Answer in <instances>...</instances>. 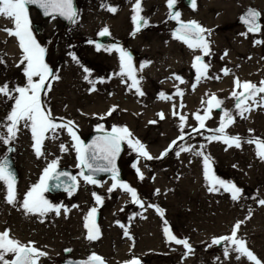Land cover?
Segmentation results:
<instances>
[{
    "label": "rangeland",
    "instance_id": "obj_1",
    "mask_svg": "<svg viewBox=\"0 0 264 264\" xmlns=\"http://www.w3.org/2000/svg\"><path fill=\"white\" fill-rule=\"evenodd\" d=\"M182 1L177 0L176 3L181 13L180 19L183 22L193 21L185 20L182 16L183 13L198 16L199 0H196L195 10L184 6ZM75 4L78 16L69 26H64L57 18L42 20L36 10L29 9L31 23H38L42 28L39 34L35 31L33 34L45 49L44 62L53 73L48 78L51 90L40 94L53 120L63 124L72 121L73 131L80 139L96 131L98 125H103L106 132H110L113 126H126L133 138L144 144L153 157H159L173 141H178V145L163 159L145 160L126 142L123 143L119 163L124 176L119 182L127 183L137 191L144 204L142 208L119 187L109 192L114 183L112 179H100L98 184L84 182L80 176L75 141L66 128L57 129L55 138L48 134L49 138L44 142V155L37 158L31 130L22 121L17 137L10 145L0 142V160L13 146V159L19 171L15 185L19 212L12 221L10 218L5 220V212L12 211L13 206L1 202L7 190L0 182V208L4 211L0 214V233L8 229L12 239L23 244L34 242L37 249L47 253L39 259V264H60L62 259L87 260L93 253L102 257L105 264H126L134 259L139 264H253L246 257L237 259L238 254L232 251L225 258L224 248H230L229 244L211 245L212 239L230 235L234 225L243 221L238 238L245 240L246 246L264 264V206L259 203L264 200V160L258 158L255 144L244 142L249 139L264 140V129L258 130L264 107L252 105V101L248 100L247 104L252 105L253 110L245 112L246 118H241L235 109V99H229L228 111L234 116L235 123L226 128V133L241 138L240 148H229L222 140L209 142L206 139L213 135L208 130L217 129L220 124L222 111L215 108L210 113L211 118L205 120V129L200 132L192 133V128H198V121L187 119L185 133L191 135L179 141V116L172 115L168 122L158 115L163 113L166 117L163 111L146 115L151 103L170 104L177 98V89L162 87V84H173L170 80L176 83L174 79L177 75H169L168 67L161 68L162 71L159 68L164 64L159 37L167 35L175 39L172 28L176 20L168 18L167 0H142L141 16L148 21V25L139 32H136L132 20L135 0H75ZM159 4L158 10L156 5ZM107 6L115 7L117 11L109 12ZM248 7L262 14L261 24L264 25V9L255 4H246L238 9L232 19L233 24L224 31L237 28L252 37L263 33L264 28L260 33H248L247 29L237 24L239 14ZM194 21L208 29L200 21ZM12 27L11 20L0 17V59L3 60L0 63V84L8 83L11 88L27 87L24 75L26 62L20 63L22 51L18 38L2 30ZM105 27L113 39L121 41L120 48L129 47L136 52L132 65L140 84L145 86V89H141L143 96L136 93L127 76L119 75L121 66L116 47L106 45L97 50L94 39ZM9 46L11 50H8ZM189 55L193 57L186 63L191 67L185 75L187 79H196L193 63L198 55L209 65L207 71L217 70L215 76L219 78V69L223 66L213 58L212 53L203 56L200 50H188ZM73 56L76 60H73ZM165 73L168 77L163 78ZM38 79L34 77V80ZM160 93L171 99H161ZM261 97H264V93H260L256 99L260 100ZM140 101L143 112L128 110V104H140ZM13 106L14 100L0 96V121L6 122V116ZM113 106H117V110L110 116L106 115ZM101 116L105 118L100 119ZM165 122H168V127L164 126ZM0 134L6 135V130L0 129ZM61 145L65 151H61ZM180 146H194V149L192 152H180L177 156ZM199 150L209 157L213 176L242 190L238 200H233L231 193L219 186L218 190L210 191V182L204 175V157L195 154ZM52 160L59 161L58 167L72 168L78 176V186L72 194L50 195L44 192L47 200L60 207V213L49 212L44 217L30 214L33 227L24 233L20 223L29 222V214H25L20 202L39 183L43 170ZM134 164L136 167H133ZM136 168L143 174V180L139 178ZM93 193L101 196L102 204L96 203ZM93 207L99 212L96 225L100 236L89 241L84 225ZM157 208L163 212V216ZM16 220L18 226L14 229L12 223L16 224ZM165 227L178 239L187 240L194 251L187 253L183 245L169 240ZM26 235H29L28 239ZM21 237L25 239L20 240ZM66 249L71 251L66 252ZM6 258L11 259V254Z\"/></svg>",
    "mask_w": 264,
    "mask_h": 264
},
{
    "label": "snow or ice",
    "instance_id": "obj_2",
    "mask_svg": "<svg viewBox=\"0 0 264 264\" xmlns=\"http://www.w3.org/2000/svg\"><path fill=\"white\" fill-rule=\"evenodd\" d=\"M177 0H167V7L170 9V18L175 19L180 27L173 33L175 39L185 43L190 49H199L203 56L211 55L210 43L207 36L211 35V30L204 28L197 21L183 22L180 19L181 13L179 11H173ZM36 6L43 11L45 16L52 17L53 19L57 17H63L69 21L75 22L78 13L73 5V0H0V17L4 19H9L13 22L12 28L2 29L9 35H14L18 38L19 47L22 51L21 64L26 62L24 68V75L27 78V87H14L11 88L8 83L0 84V96H4L8 99L14 100V106L11 109L9 115L6 116V122L0 121V129L6 130V135L0 134V142L5 145H10L17 137V133L20 131V124L23 121L25 126L29 127L32 134V139L34 141L33 148L37 158L44 155V142L49 138V133L52 134V138H55L57 129L66 128L69 135L75 141L74 147L77 153L78 166L81 168L80 176L87 184H98L99 182L94 179L97 173L101 172H111L114 183L109 192L113 191L117 187L122 189L124 192L130 194L132 202L144 207L142 200L139 198L137 191L129 186L127 183H122L118 181V173L116 168V160L121 151V144L127 143L130 148L136 151L140 157L145 160L152 159H163L172 151L177 145L178 141H173L169 148L166 149L159 157H153L146 150V146L142 144L139 140L133 138L131 131L125 127L113 126L110 132H106L103 125H98L96 128L97 132L104 133L98 136L91 144L85 145L79 136L73 131L74 124L72 121H68L67 124L56 123L52 116L50 110H47L41 100V92H47L51 90V84L48 82V78L53 76L52 70L44 62L45 49L37 42L31 25V20L29 16V7ZM192 8H196V0H192ZM107 11L115 13L117 9L115 7L107 6ZM142 12V0H135L133 7L132 20L136 25V32H139L142 27L148 25V21L141 16ZM261 13L255 9H248L244 15L241 16V21L247 27L248 33H260L264 25L261 24ZM109 29L105 27L100 31L99 35L101 37L109 35ZM256 43H261V41H256ZM100 46L97 45V50ZM111 50V49H108ZM115 51L119 53L121 71L120 76H127L128 79L132 81V87L138 95L143 96L144 93L141 91L139 84L140 81L136 77L135 70L132 65L131 55L125 51L123 48L116 47ZM227 55V52L224 53ZM73 60L76 57L73 56ZM0 63L3 60L0 59ZM209 65L204 62L202 56H196L194 58L193 68L196 70V81L199 82L202 79H206L207 70ZM87 72L88 70L85 69ZM224 74L227 75V69L224 70ZM34 77H38V80H34ZM55 78V77H54ZM180 83H184V80L179 76L175 77ZM218 79V77H217ZM91 83V81H90ZM47 84V88H46ZM261 86L245 81L241 82L239 79L234 81V89L231 92V97L235 99V109L237 114L241 118H246L244 116L245 112H250L253 110L252 105L257 107H264V97L257 100L256 97L260 93H264V81L260 82ZM195 87V86H194ZM243 89V91L238 92L236 89ZM93 91L95 88L92 89ZM18 94V95H16ZM177 95L183 96L182 91L177 89ZM161 99H171V97L166 96L164 93H160ZM251 100L252 105L247 104V101ZM207 107L204 110L205 115L195 114V120L198 121V128H192V133L200 132V130L205 129V120L211 118L210 113L213 108L220 109L222 115L220 117V124L217 129H209L213 135L208 136L206 139L211 142L214 140H222L229 148L236 147L240 148L242 141L239 136H231L226 133V128L235 123L234 116L228 110L222 108L223 100L217 98L214 94L211 95L210 99L206 102ZM183 104H181V108ZM117 110V106H113L106 115L110 116L112 112ZM160 119H164L163 113L158 114ZM175 105L173 107V116H177ZM101 116L100 119H104ZM180 120V136L179 141H183L186 135H191V133H185V127L187 123V117L185 115H179ZM150 123H156V121H150ZM251 132V130H250ZM249 144H255L257 147V156L261 160H264V140L261 139H249L244 141ZM202 149L203 146L201 145ZM194 146H180V151L176 152L179 156L180 152H192ZM65 147L61 145V151H65ZM227 150V149H226ZM196 155L204 157V175L205 179L210 182V191H216L217 186L222 188L224 191L231 193V198L233 200H238L242 195V190L238 188L235 184L225 182L211 174L209 157L204 156L202 150L195 151ZM59 161L52 160L48 163L47 167L43 170L38 184L34 185L24 196L23 200L20 202V206L24 210L25 214L39 215L44 217L49 212H55L57 215L60 213V207L53 205L49 200H47L43 193L49 190V187L60 188L61 183L60 178L66 177L64 184V191L72 194L77 186V177L71 175L69 172L59 170ZM136 167V164L133 165ZM87 170L88 174L85 175ZM139 178L144 179L143 174L140 173L139 168H136ZM0 182L6 186V197L5 200L10 205L17 204V193H16V177L12 171H10V166L7 157L0 161ZM50 182H56L51 183ZM159 190H157L158 193ZM94 199L97 204H102L101 196L93 193ZM259 203L264 206V200H260ZM152 205H149L151 207ZM157 211L163 216V212L157 208ZM97 214V208L93 207L87 214L84 227L87 230V239L93 241L99 238L100 231L95 223V217ZM243 221L237 222L230 235L222 236L219 238H214L211 241V245H221L229 244L231 247L224 248V256L228 258L229 252L237 253V259L240 257H246L248 261L253 262V264H261V261L257 256L246 246V241L238 238V231L241 227ZM167 225V221H165ZM165 235L169 240L175 242L178 245H183L187 253H192L194 250L189 245L187 240L178 239L171 234L168 227L164 229ZM127 234V233H126ZM209 245V246H211ZM71 251L70 249H66ZM11 254L12 258H6ZM47 253L37 249L34 242H29L28 244H23L18 240L12 239L10 235V230L5 229L0 233V264H39V259L46 256ZM75 264V262H73ZM81 264H105V261L99 255L93 253L86 260L81 262ZM131 264H139L138 260H132Z\"/></svg>",
    "mask_w": 264,
    "mask_h": 264
},
{
    "label": "bare ground",
    "instance_id": "obj_3",
    "mask_svg": "<svg viewBox=\"0 0 264 264\" xmlns=\"http://www.w3.org/2000/svg\"><path fill=\"white\" fill-rule=\"evenodd\" d=\"M246 4H255L264 9V0H199L198 16L194 17L190 14L183 13V19L198 20L211 30V35L206 38L210 43L213 58L219 61L223 66V68L220 67L219 69L220 76L218 79V76H215L217 73L215 69L207 71L208 78L202 79L199 82H197L195 78L187 79L185 75L189 72L191 67L186 63L193 57V55H189L190 57H188L187 52L188 50L192 51V49L185 43L175 40L170 36L165 35L159 37V47L164 51V60L162 61L164 64L159 66L160 70L163 67H168L169 75L172 77L177 75L184 80V83H180V81L175 78L174 80L176 83L170 80L173 84H162V87L166 89H179L182 91L183 96L177 95L174 102H171L172 104H164L161 102L151 103L149 105L150 108L147 109L148 113H146V115L163 111L166 115L165 121L169 122L170 117L173 115V107L175 105L178 113L177 117L179 115H185L187 119L195 120V114L199 113L200 115H205L204 110L207 105L202 102L208 101L213 94L217 98L223 100L224 109L229 110L228 102L229 99L232 98L231 92L235 87L234 81L236 79H239L241 82L250 81L257 86H261L260 82L264 81V32L259 36L252 37L243 34L241 30L237 28L231 29L230 32L224 31L228 26L233 24L232 19L238 9ZM151 6L153 7V5ZM159 7L160 4L156 5L157 9ZM156 8L155 10H157ZM256 41H261V43H256ZM11 49L12 47L9 46L8 50ZM198 50L199 49L193 51ZM225 52H227L226 56L224 55ZM238 65H240L239 68ZM225 69L228 71L227 75L224 74ZM163 75V78L168 77L166 73ZM139 87L140 89H145V86L141 84H139ZM241 90L243 91L242 88ZM142 101H140V104H128V110L138 113L143 112ZM181 104H183L182 108ZM147 117L145 119H147ZM168 122H165V127H168ZM179 125L180 120L178 119L177 126ZM177 129L180 128L177 127ZM262 129H264V116L261 118L258 125V130ZM18 201L19 199L17 202ZM1 202L10 207V204H8L3 197H1ZM12 206V211L5 212L6 221H8L9 218L12 221L15 216H18L19 204L17 203L16 205H11V207ZM1 213H4L2 208H0V214ZM12 224L15 229L18 226V221L16 220V224ZM20 224L23 225L21 230L24 231V233H28L29 229L31 231L33 220L30 214L29 222L26 224L22 222ZM26 237V239H28L29 235H26ZM24 239V237L20 238V240Z\"/></svg>",
    "mask_w": 264,
    "mask_h": 264
},
{
    "label": "water",
    "instance_id": "obj_4",
    "mask_svg": "<svg viewBox=\"0 0 264 264\" xmlns=\"http://www.w3.org/2000/svg\"><path fill=\"white\" fill-rule=\"evenodd\" d=\"M183 4H184L185 6H189V7H190L191 4H192V0H183ZM73 5H74V8L76 9L75 0H73ZM29 8H34V9L40 14V16L42 17V19L50 18L49 16H45V15L43 14V11H42L41 9H39L38 7L34 6V5H33V6H30ZM248 9H252V8H248ZM248 9H246V10H245V11L239 16L238 21H237L238 24L243 25L244 27H246V25H245L244 23H242V21H241V16L244 15ZM173 11H177L176 7L173 9ZM57 18H58L61 22H63L64 25H66V26H68V25H70V24L72 23V21H69V20H67V19H65V18H63V17H57ZM179 27H180V25L176 22V23H175V26H174V28H173V33H174ZM33 28H34L37 32L40 31V28H39L37 25H33ZM246 28H247V27H246ZM95 42H96V44L99 45V46L107 45V44H111V43H113L114 45H118V44H119L118 41H114L109 35H107V36H103V37L99 36V37H97V38L95 39ZM128 53L131 55V57L134 55V53H133L132 51H129ZM103 134H104V133H102V132H92V133H90L87 137L83 138L81 141H82L85 145H89V144H91V143H92V142H93L98 136H101V135H103ZM122 151H123V147H122V144H121V151H120V154L118 155L117 160H116V168H117V173H118V180H120V179L123 178V173H122V170H121V168H120V166H119V158H120V155H121ZM13 153H14V147H13V146H10V147L8 148V151H7L6 155L2 158L1 161H3V159H4L5 157H7L8 162H9V166H10V171H12V172L14 173V175H15V177H16V181H17L18 178H19V171H18V169H17L16 166H15V162H14V159H13ZM59 170L69 172L71 175L75 176V175H74V172H73L71 169H69V168H65V167H63V168H59ZM84 171H85V175H87V174H88L87 170H84ZM104 177H111V178H112V173H111V172H101V173H97V174L94 176V179L99 180V179L104 178ZM66 179H67L66 177H61V178H60V181H59V182L61 183V187H60V188H54V187H51V186H50L48 192H49L50 194H53V195H55V194H60V193H66V191H64V184H63V182L66 181ZM51 183H56V182H50V185H51ZM97 219H98V215H96V217H95V221H97ZM83 261H86V260H62L60 263H61V264H73V262H75V264H81V262H83Z\"/></svg>",
    "mask_w": 264,
    "mask_h": 264
}]
</instances>
